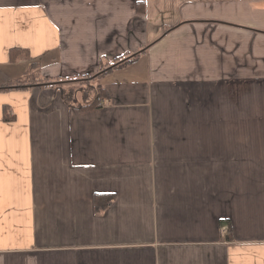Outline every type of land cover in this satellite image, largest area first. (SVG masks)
Returning a JSON list of instances; mask_svg holds the SVG:
<instances>
[{"label": "crops", "instance_id": "obj_1", "mask_svg": "<svg viewBox=\"0 0 264 264\" xmlns=\"http://www.w3.org/2000/svg\"><path fill=\"white\" fill-rule=\"evenodd\" d=\"M0 264H264V0H0Z\"/></svg>", "mask_w": 264, "mask_h": 264}, {"label": "trees", "instance_id": "obj_2", "mask_svg": "<svg viewBox=\"0 0 264 264\" xmlns=\"http://www.w3.org/2000/svg\"><path fill=\"white\" fill-rule=\"evenodd\" d=\"M140 55V51L137 53L127 54V56H121L114 62L108 64H102L98 71L94 73H86L79 75L74 78H58V79H49L43 76L38 75L35 69L39 67V64H33L32 71L26 76V79L16 81L12 85H7L5 88L13 87H30L34 85L38 86H50L54 85V87L59 90L62 94L64 101H66L69 105L74 106L79 110H86L89 108L97 107L100 103L102 96H108V92L106 89H102L100 86L96 84V79L99 75L104 74L112 70L116 67H124L129 63L135 61ZM76 82L85 83L88 87H73L72 85L66 87L67 84H72ZM95 210L96 212L104 211L107 206L110 204L112 194L109 193H95Z\"/></svg>", "mask_w": 264, "mask_h": 264}, {"label": "rangeland", "instance_id": "obj_3", "mask_svg": "<svg viewBox=\"0 0 264 264\" xmlns=\"http://www.w3.org/2000/svg\"><path fill=\"white\" fill-rule=\"evenodd\" d=\"M127 54H131L130 52H127ZM127 54H126V56H127ZM96 82V81H95ZM73 86V87H76V88H78V87H81V86H84V87H88L87 85H85V83L83 84V83H81V82H76L75 81V83H72V84H68V85H65L66 87H69V86Z\"/></svg>", "mask_w": 264, "mask_h": 264}, {"label": "built area", "instance_id": "obj_4", "mask_svg": "<svg viewBox=\"0 0 264 264\" xmlns=\"http://www.w3.org/2000/svg\"><path fill=\"white\" fill-rule=\"evenodd\" d=\"M104 100H105V98L104 99H101V101H100L99 104H103L104 103Z\"/></svg>", "mask_w": 264, "mask_h": 264}]
</instances>
